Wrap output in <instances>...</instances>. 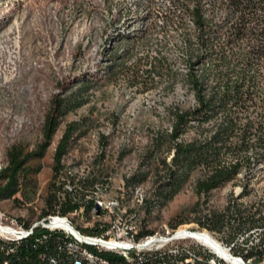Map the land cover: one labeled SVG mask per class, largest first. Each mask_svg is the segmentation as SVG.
I'll use <instances>...</instances> for the list:
<instances>
[{
    "label": "rangeland",
    "instance_id": "obj_1",
    "mask_svg": "<svg viewBox=\"0 0 264 264\" xmlns=\"http://www.w3.org/2000/svg\"><path fill=\"white\" fill-rule=\"evenodd\" d=\"M198 1L203 15L220 24L227 13L221 2ZM192 7L189 0H0V169L12 146L34 151L56 96L68 98L86 84L83 105L59 120L44 155L28 161L18 193L0 201V211L7 219L35 223L39 210L46 207V198L60 190L59 178L53 177V157L69 122L79 123V137L64 157L62 176L68 172L85 176L87 185L107 178L112 195L125 181L126 206H130L129 190L141 189L143 230L162 232L167 226L200 231V215L230 206L245 212L252 208L264 211V166L255 162L258 157L252 153L248 154L253 168L250 175L242 171L233 183L199 196L194 188L202 177L198 169L159 209L148 212L145 208L163 175L158 161L165 157L169 163L173 153L166 145L157 148L154 140L170 131L172 111L196 103L187 78L190 63L200 54ZM124 8L137 14L138 24L149 21L148 32L143 41L131 40L128 45L133 51L117 62L116 52L126 43L114 44L113 49L103 47L117 21L110 9ZM150 48L154 49V78L132 67L134 56L148 57ZM101 136L107 137L105 144L100 143ZM194 136L191 128L182 139ZM134 174L144 179L128 185L127 179ZM245 184L250 190L242 196ZM73 222L79 228L94 225L85 214L82 219L75 216ZM178 222L185 223L171 227Z\"/></svg>",
    "mask_w": 264,
    "mask_h": 264
},
{
    "label": "trees",
    "instance_id": "obj_2",
    "mask_svg": "<svg viewBox=\"0 0 264 264\" xmlns=\"http://www.w3.org/2000/svg\"><path fill=\"white\" fill-rule=\"evenodd\" d=\"M189 1L193 3L191 16L199 30L200 54L190 63L187 75L196 103L192 108L172 111L170 131L161 132L154 140L157 148L166 145L173 153L169 163L165 157L157 163L163 175L152 198L146 201L148 212L159 209L198 169L202 177L194 184L195 192L206 196L233 183L242 171L250 175L253 168L249 153L256 155L255 162L264 166V0H219L227 13L217 25L203 15L198 0ZM85 85L68 98L56 96L53 99L52 109L44 119L41 140L34 151L24 152L12 146L7 152L6 165L0 169V201L18 193L20 181L27 176L28 161L44 155L59 120L83 105L85 100L81 96L86 91ZM79 128L78 122L65 125L55 147L53 177L59 178L62 174L64 157L79 137ZM191 128L195 136L183 140L182 135ZM106 141L107 137H100V143ZM142 179L134 174L127 179V184H137ZM241 188L242 196L250 190L249 184ZM72 199L65 195L64 200L59 201L52 192L33 225L42 224L49 214H69L78 207ZM198 219L200 228L218 233L226 243H231L238 233L261 227L264 211L252 208L245 212L230 206L220 212L202 214ZM184 223L178 222L171 227ZM97 229L81 231L97 234ZM149 232L143 230V233ZM246 251L245 256H241L244 260L254 256L260 259L264 255V248ZM50 258L55 259L56 264H72L65 251L63 235L36 230L19 243L0 240V264H48ZM106 258L107 264H127L117 256L107 255ZM141 264L178 262L168 255L154 254ZM197 264H207V259Z\"/></svg>",
    "mask_w": 264,
    "mask_h": 264
},
{
    "label": "built area",
    "instance_id": "obj_3",
    "mask_svg": "<svg viewBox=\"0 0 264 264\" xmlns=\"http://www.w3.org/2000/svg\"><path fill=\"white\" fill-rule=\"evenodd\" d=\"M108 182L107 178L98 180L97 188H90L87 184L75 190L60 187L56 194L59 201L64 200L65 195L72 196L78 207L70 213L80 214L81 217L82 214H104L105 225H95V220L92 225V228H98L97 234L81 231L91 228L72 229L68 221H60L54 214H49L40 225H33V222L21 225L19 222V227H12L11 222L0 215V234L6 235L7 242H11V235L17 233L56 230L65 238V251L72 264H107V255L117 256L127 264H141L154 254L168 255L178 264H197L204 259H207V264H241L245 250L264 248V224L238 233L231 243H226L224 237L211 238L218 243L224 255L213 249L212 255H205V248H210L205 244V240L209 239L206 234L190 232L189 235L170 237L165 242L142 241L141 208L126 213L119 207L120 190L112 195ZM75 243H83V250H75ZM256 258L249 257V264H264V255ZM48 264H56L55 259L50 258Z\"/></svg>",
    "mask_w": 264,
    "mask_h": 264
},
{
    "label": "bare ground",
    "instance_id": "obj_4",
    "mask_svg": "<svg viewBox=\"0 0 264 264\" xmlns=\"http://www.w3.org/2000/svg\"><path fill=\"white\" fill-rule=\"evenodd\" d=\"M142 1H154V0H142ZM111 15H113V18H116V23L110 27L108 34L106 36L105 42L107 44L103 47L104 49H107L108 47L114 48V44L118 43H126L124 45H120L121 47L118 48L116 52V58L117 62H120L121 60H125L126 57H128L129 53L133 51V46H129L128 43H130L131 40H141L143 41V38L145 37V31L146 34L148 32L146 23L149 21H146L145 23H137L136 18L137 14H134V11L130 9H110ZM193 26H195L194 22ZM151 47H154L151 46ZM148 57H145L142 59L143 56L138 54L137 56H134V64L132 65L133 68H136L137 70L140 67V73L142 75H145V77H151L154 78V49L150 48V52H147ZM141 64V66H140ZM117 65V64H115ZM98 72H100L98 70ZM102 73V72H101ZM103 74V73H102ZM12 77V76H10ZM150 78V79H151ZM10 79H3L4 83H8ZM65 169V168H64ZM64 173V170L62 171V174ZM62 174L59 177V181L61 184V188H67L68 190H75L80 189V187H84L85 184H87L86 177L85 176H72V172H68V174ZM122 187H121V195L119 196V207L125 209L126 213H133V210H138L141 206H143L145 197L144 193L139 188L130 189V206H126L123 202L125 199V181H122ZM90 188H97L98 183L94 182L92 184L87 185ZM0 215L3 216L4 219H7L3 212L0 211ZM55 218L60 219V221H68L69 225L72 229H77V225L73 222V218L76 216L80 219L82 217L80 214H74L69 213L67 215H61V214H54ZM92 219L95 220V225H105V216L104 214L100 213H93V215H86V219ZM11 222L12 227H19V222H21V225H28L26 222L18 220V219H8ZM141 223V222H140ZM93 225V224H92ZM92 228V226L90 227ZM169 228V227H168ZM167 226H164L162 232H152L149 233H143L142 234V241H149V242H165L170 237H176L179 235H189L190 232L193 233H199V234H206L209 239L205 240V244L208 245L210 248H205V253L212 255V249L215 252L220 253L221 255H224V252L220 250V246L217 242H215L213 239V234L211 235L209 231L203 228L200 231H191L188 229H176V230H170ZM174 229V228H173ZM190 229V228H189ZM194 230V229H193ZM48 233H58L56 230H42ZM32 233H17L16 235H11V242L19 243L23 241L25 238L29 237ZM0 240L7 242V236L0 234ZM75 250H83V243H75ZM246 251V250H245ZM247 252V251H246ZM206 255V254H205ZM123 260V259H122ZM241 264H249V259L244 260L241 257Z\"/></svg>",
    "mask_w": 264,
    "mask_h": 264
},
{
    "label": "water",
    "instance_id": "obj_5",
    "mask_svg": "<svg viewBox=\"0 0 264 264\" xmlns=\"http://www.w3.org/2000/svg\"><path fill=\"white\" fill-rule=\"evenodd\" d=\"M99 210V208H97Z\"/></svg>",
    "mask_w": 264,
    "mask_h": 264
}]
</instances>
